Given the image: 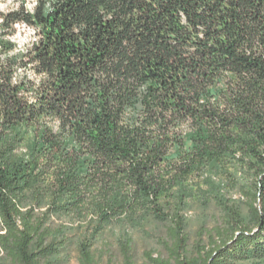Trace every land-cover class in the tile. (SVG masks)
I'll return each instance as SVG.
<instances>
[{"label": "trees", "instance_id": "obj_1", "mask_svg": "<svg viewBox=\"0 0 264 264\" xmlns=\"http://www.w3.org/2000/svg\"><path fill=\"white\" fill-rule=\"evenodd\" d=\"M140 235L150 264H264V0L0 11V264H140Z\"/></svg>", "mask_w": 264, "mask_h": 264}, {"label": "rangeland", "instance_id": "obj_2", "mask_svg": "<svg viewBox=\"0 0 264 264\" xmlns=\"http://www.w3.org/2000/svg\"><path fill=\"white\" fill-rule=\"evenodd\" d=\"M36 4V0H0V11L1 12H9L12 10L19 9L22 5L28 10H32ZM19 47L25 48L31 46L37 40V35L34 29L19 26L18 33L13 38ZM236 197V196H235ZM228 199L229 197H224ZM207 205V204H206ZM211 208V207H209ZM206 209H202V207L198 205H192L191 210L187 212V218L191 223L190 230L193 235H198V232L201 230V225L204 224L203 215L206 214ZM139 241V255L138 260L140 264H150L147 262L146 253L156 249V252L159 251L161 253L160 242L159 239L153 236L140 235L137 236ZM116 254V252H114ZM158 254H155L154 257H157ZM114 257L109 251L104 254V257L101 259V264H110V258ZM118 263V258H115L114 264ZM69 264H78L76 261V254L73 253V258L69 262Z\"/></svg>", "mask_w": 264, "mask_h": 264}]
</instances>
